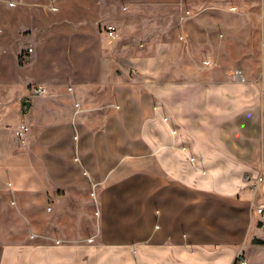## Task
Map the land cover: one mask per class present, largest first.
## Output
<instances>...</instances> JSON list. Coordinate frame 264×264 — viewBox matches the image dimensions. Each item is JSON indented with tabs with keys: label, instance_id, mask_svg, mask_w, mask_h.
I'll return each instance as SVG.
<instances>
[{
	"label": "crops",
	"instance_id": "1",
	"mask_svg": "<svg viewBox=\"0 0 264 264\" xmlns=\"http://www.w3.org/2000/svg\"><path fill=\"white\" fill-rule=\"evenodd\" d=\"M220 8L230 21L224 40L234 44L221 50L260 57L256 72L217 61L201 80L194 62L192 71L177 66L174 82L160 75L154 87L147 68L166 50L158 43L153 57L134 62L150 78L143 93L122 77L110 82L103 63L97 89L106 103H94L99 95L90 92L80 102L85 83H68L73 99L66 101L56 82L46 85L24 110L21 93L11 111L0 99V214L10 200L20 211L29 193L47 196L51 218L66 195L75 199L60 235L35 212L37 241H9L0 226V264H232L240 251L250 264H264V212L253 210L257 195L244 180L246 172H264V0ZM41 105L53 116L37 130L30 124Z\"/></svg>",
	"mask_w": 264,
	"mask_h": 264
},
{
	"label": "rangeland",
	"instance_id": "2",
	"mask_svg": "<svg viewBox=\"0 0 264 264\" xmlns=\"http://www.w3.org/2000/svg\"><path fill=\"white\" fill-rule=\"evenodd\" d=\"M237 1L0 0V99L6 102V111H11L17 106L18 94L27 96L29 101L33 96L37 99L39 96L31 94V87L48 88L46 85L53 86L56 82L59 97L72 100L73 96L64 91L67 84L85 83L87 88H81L80 102L85 95L92 98L91 94H95L99 98L94 103H106V97L97 89L103 63L110 68V82L122 77L138 94L143 93L147 90L144 80L150 78L148 74L142 78L134 62L143 56L153 57L158 43L165 44L166 50L155 66L147 68L153 69L151 76L158 81L153 83L154 87L161 86L160 75L164 82H174L178 78L177 66L184 65L192 71L194 62L201 68V80L207 79L208 71L217 61L233 67L245 63L254 73L260 67V57L225 56L221 50L231 51L234 44L224 40L230 21L220 7ZM108 25L115 27L114 37L107 36ZM183 30L190 38L185 43L190 46L189 51L183 47ZM193 34L200 39H193ZM192 42L198 45L194 57L190 52ZM235 43L239 46V42ZM29 48L32 51L28 52ZM175 92L174 88L173 96ZM65 113L62 111L64 118ZM50 114L53 116L50 106L37 107L30 125L40 129L52 119ZM28 195L30 199L20 207L21 212L10 206L14 200H10L8 208L3 207L0 226L5 227L7 239L37 241L38 223L32 224L34 212L40 217L42 227L53 225L60 235L70 219L69 208L75 199L66 195L61 214L51 218L45 216V209L50 206L47 196L38 192ZM51 205L54 207L55 203Z\"/></svg>",
	"mask_w": 264,
	"mask_h": 264
},
{
	"label": "built area",
	"instance_id": "3",
	"mask_svg": "<svg viewBox=\"0 0 264 264\" xmlns=\"http://www.w3.org/2000/svg\"><path fill=\"white\" fill-rule=\"evenodd\" d=\"M10 5H12V2H9ZM106 33L108 37H114L115 36V27L108 25L106 26ZM32 51L31 48L27 50ZM236 74L240 76V71L236 70ZM45 86L43 85H35L31 87V94L32 95H38L45 92ZM27 126L21 124L16 130L17 137L22 140L23 134L26 132ZM244 180L247 182V186L253 193H256V198L252 199L251 205L254 211L257 213H263L264 212V172L261 168L258 169L256 173H246L244 175ZM47 210H50V206L46 207ZM232 264H250L247 258L244 256V254L240 251L235 257V260Z\"/></svg>",
	"mask_w": 264,
	"mask_h": 264
},
{
	"label": "water",
	"instance_id": "4",
	"mask_svg": "<svg viewBox=\"0 0 264 264\" xmlns=\"http://www.w3.org/2000/svg\"><path fill=\"white\" fill-rule=\"evenodd\" d=\"M30 105V101L28 99H23L20 104L21 110L27 109Z\"/></svg>",
	"mask_w": 264,
	"mask_h": 264
},
{
	"label": "bare ground",
	"instance_id": "5",
	"mask_svg": "<svg viewBox=\"0 0 264 264\" xmlns=\"http://www.w3.org/2000/svg\"><path fill=\"white\" fill-rule=\"evenodd\" d=\"M191 161H193L192 158H191Z\"/></svg>",
	"mask_w": 264,
	"mask_h": 264
}]
</instances>
